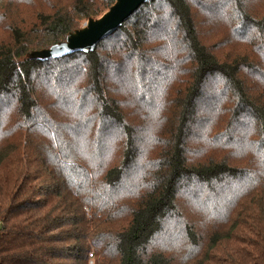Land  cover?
Masks as SVG:
<instances>
[{
    "label": "trees",
    "instance_id": "obj_1",
    "mask_svg": "<svg viewBox=\"0 0 264 264\" xmlns=\"http://www.w3.org/2000/svg\"><path fill=\"white\" fill-rule=\"evenodd\" d=\"M113 3L0 0V264H264V0H149L26 58Z\"/></svg>",
    "mask_w": 264,
    "mask_h": 264
},
{
    "label": "water",
    "instance_id": "obj_2",
    "mask_svg": "<svg viewBox=\"0 0 264 264\" xmlns=\"http://www.w3.org/2000/svg\"><path fill=\"white\" fill-rule=\"evenodd\" d=\"M113 1V5L101 17L90 18L83 27L70 32L63 41L48 48L31 51L26 58L31 61L48 62L75 53H91L102 40L112 35L149 0Z\"/></svg>",
    "mask_w": 264,
    "mask_h": 264
},
{
    "label": "rangeland",
    "instance_id": "obj_3",
    "mask_svg": "<svg viewBox=\"0 0 264 264\" xmlns=\"http://www.w3.org/2000/svg\"><path fill=\"white\" fill-rule=\"evenodd\" d=\"M39 4H36V6L34 8H28V7H24L22 6L20 8V11H16V12H20V15L17 16V18L15 20L17 21H20V20H24L27 24L31 22V20L34 19V15H35V12H36V8L38 7ZM108 11V10H107ZM106 11V12H107ZM15 12V13H16ZM14 13V14H15ZM9 23V21L7 19H5V25H7ZM86 23H81V27H83ZM2 25H0L1 27ZM80 27V28H81ZM7 38V33L5 32H2V30L0 29V40L1 39H6ZM92 264V263H90Z\"/></svg>",
    "mask_w": 264,
    "mask_h": 264
}]
</instances>
